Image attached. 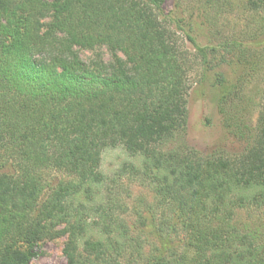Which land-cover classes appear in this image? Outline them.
Instances as JSON below:
<instances>
[{
	"label": "trees",
	"instance_id": "1",
	"mask_svg": "<svg viewBox=\"0 0 264 264\" xmlns=\"http://www.w3.org/2000/svg\"><path fill=\"white\" fill-rule=\"evenodd\" d=\"M245 1L264 12V0ZM163 2L0 0V264H29L49 226L67 227V264H264V224H234L236 210H264V96L241 154L163 153L188 123L187 67L205 77L217 51ZM100 47L109 65L88 67L75 51ZM118 147L143 158L113 183L137 176L151 188L152 204L142 203L157 249L120 219L125 205L100 170Z\"/></svg>",
	"mask_w": 264,
	"mask_h": 264
},
{
	"label": "rangeland",
	"instance_id": "2",
	"mask_svg": "<svg viewBox=\"0 0 264 264\" xmlns=\"http://www.w3.org/2000/svg\"><path fill=\"white\" fill-rule=\"evenodd\" d=\"M162 10L164 14L174 13L199 45L215 47L217 51L210 56V65L203 78L198 64L191 60L187 67L191 89L187 98L185 132L176 133L160 150L168 153L185 146L202 157L220 155L228 158L241 154L248 147L249 134L254 133L263 104L264 12L252 10L245 0H164ZM39 22L47 26L49 20L41 18ZM179 38L182 39V35ZM181 39L178 41L180 47ZM231 43L239 46H226L227 49L222 50L223 44ZM75 51L88 67L93 65L95 58L104 65H109L112 60L106 47L91 51L75 48ZM118 57L124 59L122 55ZM239 130L244 134L243 139L239 133L233 135ZM142 162V157L130 158L120 147L109 148L102 154L100 170L107 177L109 188L114 189V196L117 193L125 205L126 214L119 211L118 216L126 220L132 230L143 233V239L152 243L145 248L151 251L160 245L154 237L151 213L144 210L142 203L152 204L151 188L140 185L137 176L125 175L113 183L114 175L121 167L128 164L140 167ZM99 198L105 200L104 196ZM95 204L100 205L99 202ZM140 215L144 219L143 228H139ZM234 224L254 231L264 224V210H236ZM66 229L65 226L47 227L45 237L34 249L36 258L29 264H67L64 250L69 234ZM85 235L88 237L90 233ZM179 246V242L170 243L173 250ZM81 250L83 242L77 249Z\"/></svg>",
	"mask_w": 264,
	"mask_h": 264
}]
</instances>
